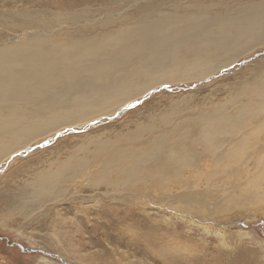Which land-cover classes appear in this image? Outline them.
Instances as JSON below:
<instances>
[{
	"label": "bare ground",
	"instance_id": "obj_1",
	"mask_svg": "<svg viewBox=\"0 0 264 264\" xmlns=\"http://www.w3.org/2000/svg\"><path fill=\"white\" fill-rule=\"evenodd\" d=\"M71 1L50 13L27 8L1 16L22 39L0 45V163L44 135L116 113L156 85L205 77L264 44V0H170L165 7L151 0L135 10V20L115 19L112 11L98 19L91 5ZM260 73L211 108L183 113L173 101L158 119L79 144L28 182L27 202L62 197V184L90 178L95 164L100 176L93 185L133 192L119 198L124 202L159 204L135 198L149 185L166 192L172 207L182 204H172L176 198L202 205L194 187L204 181L225 194L228 209L257 207L264 202ZM172 189L179 193L169 194Z\"/></svg>",
	"mask_w": 264,
	"mask_h": 264
},
{
	"label": "rangeland",
	"instance_id": "obj_2",
	"mask_svg": "<svg viewBox=\"0 0 264 264\" xmlns=\"http://www.w3.org/2000/svg\"><path fill=\"white\" fill-rule=\"evenodd\" d=\"M73 1L91 5L98 19L115 12V19L128 15L135 20V10L151 0ZM169 1L163 0V6ZM70 2L0 0V45L22 39L6 27L2 15L27 8L50 13L57 6L69 7ZM256 46L205 77L156 85L116 113L62 127L4 158L0 163V264H264V202L252 209H228L223 205L225 194L208 188L204 181L194 191L205 204L192 201L188 205L176 198L172 204H182L172 207L166 204L170 201L166 192L146 185L144 195L135 197L137 201L142 196L159 204L142 206L119 199L133 196L131 191L114 193L101 181L93 185L100 175L93 173L92 164L88 171L94 176L65 181L62 197L33 204L24 195L39 171L68 157L92 137L115 138L149 118L158 119L173 101L179 102L183 113L227 101L236 86L264 71V44ZM202 193L210 195L206 198ZM19 203L30 206L20 208Z\"/></svg>",
	"mask_w": 264,
	"mask_h": 264
}]
</instances>
